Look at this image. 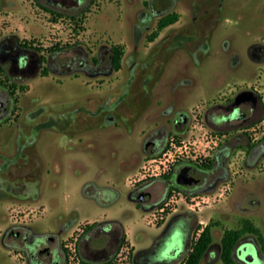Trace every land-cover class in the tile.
Returning a JSON list of instances; mask_svg holds the SVG:
<instances>
[{"label": "rangeland", "instance_id": "rangeland-1", "mask_svg": "<svg viewBox=\"0 0 264 264\" xmlns=\"http://www.w3.org/2000/svg\"><path fill=\"white\" fill-rule=\"evenodd\" d=\"M172 11L180 14L179 19L150 40L160 17ZM77 12L76 18H54L36 0H0V41L7 35L18 37L24 45L37 47L44 58L53 54L59 60L71 57L73 50L98 59L103 48H124L120 68L107 74L93 75L91 69L58 73L45 63L47 74L42 69L15 82L0 70L1 90L6 93L10 88L15 97L12 114L0 122V232L10 219H36V225L52 228L63 218L77 217V210L79 221L100 215L104 209L85 193L84 183L91 179L107 183L110 177L122 182L126 175L124 181L132 186L138 177L151 173L142 166L154 165L152 159L162 153L148 155L142 148L149 130L166 123L168 141L172 136L187 137L190 146L208 153L216 138L204 119L207 107L248 81L264 94V63L247 54L248 45L264 34V0H92ZM226 42L230 49H225ZM234 49L242 55L238 67L229 62ZM131 95L140 99L137 123L131 129L87 120L88 108L96 110V118L103 115L104 98H109L107 108L114 103L116 112L128 111V102L117 98ZM177 110L191 116L187 132L170 124ZM70 113L84 114L80 123L72 121L76 128L66 127ZM234 154L235 182L223 181L222 189L202 193L206 201L197 215L204 221L200 225L212 222L213 242L201 264H225L224 231L239 228L246 220L264 236V163L245 170L237 162L243 149ZM182 202L181 198L178 207H184ZM123 208L134 209L125 194L112 208L113 214ZM144 215L135 211L128 221L137 249L152 243L163 229L148 224ZM249 237L259 250L248 244L242 258L251 254V264H264L258 235ZM68 242L74 243L73 236ZM181 242L182 231L177 228L170 250L174 252ZM0 264H25L1 237Z\"/></svg>", "mask_w": 264, "mask_h": 264}, {"label": "flooded vegetation", "instance_id": "flooded-vegetation-1", "mask_svg": "<svg viewBox=\"0 0 264 264\" xmlns=\"http://www.w3.org/2000/svg\"><path fill=\"white\" fill-rule=\"evenodd\" d=\"M36 2L50 17L58 18L65 15L72 19L79 16L78 9L92 3V0H36ZM225 49H230L227 42ZM72 52L71 57L62 60L55 58L53 54L44 58L37 47L24 45L18 37L8 35L0 41V64L15 82L36 75L45 68V63L58 73L91 69V74L99 75L110 73L115 68L112 49L103 48L98 59L90 58L88 53L78 50ZM247 54L256 62L264 63V34L261 40L248 45ZM229 62L233 67L241 65V52L237 49L231 50ZM1 84L0 100L5 102V114L0 122L12 114L15 105L14 93L10 88L6 93L2 91ZM88 99L93 100L92 97ZM108 99H103L105 103L100 108L103 115L96 118V110L88 108L87 120L102 125L103 122L112 125L119 123L118 127L127 126L129 129L135 126L136 117L139 115L138 96L117 98L127 101L130 106L128 111L121 113L115 111L114 103L109 108L106 107ZM75 113H70L72 118L67 120L66 127L74 126L72 121L75 122L77 119L79 123L83 121L84 114L76 116ZM63 115L64 113H61L59 116ZM204 119L215 132L216 138L208 153H204V150L198 153V156L192 157L191 151L196 149L191 147L190 150L188 145L185 147L182 145V152L170 160L167 168L138 177L128 190L108 186V183H99L93 179L88 180L84 183V191L104 209L100 217L79 221L77 210V217L70 216L64 219L63 215H60L59 219H63L52 228L36 225V219H10L11 224L0 232L3 245L25 264H70L72 249L70 245L73 242L68 240L72 236L76 254L87 264H183L192 245L209 223L200 225L204 221L197 215L201 203L206 201L202 193L222 189L220 185L223 181L235 182L234 174L238 171H233L231 159L236 157L234 153L237 149L244 151L242 160L237 161L239 166L244 167L243 169L248 170L249 165L264 163L263 90L249 81L245 82V85L240 83L231 96L209 105L205 110ZM170 124L178 131L187 132L191 125V116L187 111L177 110L170 118ZM60 127L63 126L59 125ZM168 135L169 127L162 123L149 130L142 148L148 155L163 154L170 143ZM30 136H33L30 138L32 142L35 135ZM185 139L188 138H178L180 142ZM134 156L135 159L139 157L137 153ZM245 193L248 194L249 190ZM123 194L133 202L134 209L124 208L118 215L110 214L109 208L114 206ZM181 198L184 207H178ZM106 200L112 202L106 203L104 202ZM135 211L144 212L143 218L148 224L163 227L152 243L138 249L131 240L128 225ZM177 228L182 231V242L172 252L169 245ZM142 237L143 235H138L139 239ZM248 244H255L259 250L257 243L249 237V233L244 234L233 249V256L239 264H251L254 259L251 254L247 260L242 258Z\"/></svg>", "mask_w": 264, "mask_h": 264}, {"label": "trees", "instance_id": "trees-1", "mask_svg": "<svg viewBox=\"0 0 264 264\" xmlns=\"http://www.w3.org/2000/svg\"><path fill=\"white\" fill-rule=\"evenodd\" d=\"M180 14L176 11L167 12L160 17L157 22L156 29L150 35V40H153L159 33L168 25L175 23L179 19ZM113 50V64L115 69L121 66L124 48L122 45H115ZM0 70L6 73L5 68L0 65ZM48 70L43 69V74H47ZM7 74V73H6ZM8 75V74H7ZM9 77V76H8ZM15 84V83H14ZM246 233H255L258 235L260 248L264 253V236L260 229L256 227L251 221L246 220L239 228H229L224 231L221 239V258L225 264H239L233 256V249ZM213 242L212 222H209L203 229L200 237L192 245V249L188 256L184 259L183 264H201L202 259ZM85 262V261H83Z\"/></svg>", "mask_w": 264, "mask_h": 264}, {"label": "built area", "instance_id": "built-area-1", "mask_svg": "<svg viewBox=\"0 0 264 264\" xmlns=\"http://www.w3.org/2000/svg\"><path fill=\"white\" fill-rule=\"evenodd\" d=\"M189 143H190V140L189 139H185L184 141H179L178 139H176V137H174V136H172L171 138H170V147H168V149L162 154V156H159V157H157V158H154V159H152V161H154V162H156L154 165H155V167L153 168L152 166H154L153 164H151L149 167H147V166H145L144 165V170L146 171H148V170H152V172L154 171V170H158V169H161V170H163L164 168H167V166H168V163L170 162V160H172L174 157H176L179 153H181L182 152V149H183V147H182V145H184V147L186 146V145H188L189 146V148H190V150L192 149L191 147L192 146H190L189 145ZM188 148V149H189ZM194 149H196V150H192L191 151V156L193 157H196V156H198V153H200L199 151H198V149L197 148H195V147H193ZM170 153V155H171V153L173 154V156L174 157H172V159H170V157L168 158V157H166V155L167 154H169ZM161 170H159V171H161ZM151 172V173H152ZM158 172V171H157ZM70 246H72L71 248V257H70V264H79L80 262H83L79 257H78V255L76 254V252H75V250H74V247H75V245H74V243H71V245ZM120 261H118V263H119ZM84 264H87V263H85V262H83Z\"/></svg>", "mask_w": 264, "mask_h": 264}, {"label": "crops", "instance_id": "crops-1", "mask_svg": "<svg viewBox=\"0 0 264 264\" xmlns=\"http://www.w3.org/2000/svg\"><path fill=\"white\" fill-rule=\"evenodd\" d=\"M9 16H11V15H9ZM8 36V35H7ZM125 179H127V176L126 175H123L122 176V178L120 179V181H122V182H118L117 181V179L116 178H114V177H110L109 179H108V186H114V187H117V188H121V189H123V190H128V189H130V187L131 186H128L127 185V183L124 181ZM124 181V182H123ZM104 202H106V203H111L110 201H104ZM117 203V201L114 203V205ZM114 206H111L110 208H109V212H110V214H112L113 213V210H112V208H113ZM124 209V208H123ZM123 209H120V211L121 210H123ZM101 214H102V212H101ZM100 214V215H101ZM100 215H98V216H95V217H100Z\"/></svg>", "mask_w": 264, "mask_h": 264}, {"label": "water", "instance_id": "water-1", "mask_svg": "<svg viewBox=\"0 0 264 264\" xmlns=\"http://www.w3.org/2000/svg\"><path fill=\"white\" fill-rule=\"evenodd\" d=\"M5 114V102L0 100V120L4 118Z\"/></svg>", "mask_w": 264, "mask_h": 264}]
</instances>
